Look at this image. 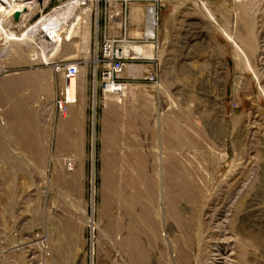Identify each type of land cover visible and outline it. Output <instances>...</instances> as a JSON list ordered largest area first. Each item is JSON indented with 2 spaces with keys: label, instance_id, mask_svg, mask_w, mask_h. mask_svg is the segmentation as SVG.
<instances>
[{
  "label": "rangeland",
  "instance_id": "rangeland-1",
  "mask_svg": "<svg viewBox=\"0 0 264 264\" xmlns=\"http://www.w3.org/2000/svg\"><path fill=\"white\" fill-rule=\"evenodd\" d=\"M74 1L91 11L50 54L27 32ZM38 2L21 41L0 29V264H264V0ZM150 7L159 82L128 64L104 92V41H141Z\"/></svg>",
  "mask_w": 264,
  "mask_h": 264
},
{
  "label": "built area",
  "instance_id": "built-area-1",
  "mask_svg": "<svg viewBox=\"0 0 264 264\" xmlns=\"http://www.w3.org/2000/svg\"><path fill=\"white\" fill-rule=\"evenodd\" d=\"M92 0H81V6L85 7L91 3ZM148 25L146 33L141 41L130 40L125 31L124 37L120 41L106 39L102 45L101 56L102 60H98V65L102 66V83L104 85V92H119L121 90L114 88H121L119 80L124 74L127 65L146 66L149 68L148 72H145L144 81L149 84H157L159 82V66L156 63V57H154L155 49L154 44L157 42V28L159 21V12L154 7H150L148 10ZM150 30H153V34L149 35ZM123 45V46H121ZM121 46V47H120ZM125 48L132 49L133 47H151L154 52L152 57L136 55V53H127ZM132 63V64H130ZM128 65V66H129ZM52 68L55 73L61 77L62 88L60 94L54 102V108L58 115L65 117L70 108L77 105L78 102V79L80 76V66L78 63L70 64H54ZM72 80L76 83L74 88L76 90V96L71 98L72 92ZM77 85V87H76ZM71 167V165H70Z\"/></svg>",
  "mask_w": 264,
  "mask_h": 264
},
{
  "label": "bare ground",
  "instance_id": "bare-ground-1",
  "mask_svg": "<svg viewBox=\"0 0 264 264\" xmlns=\"http://www.w3.org/2000/svg\"><path fill=\"white\" fill-rule=\"evenodd\" d=\"M77 3V1H74V3L55 9L51 15L43 17L39 22L32 25L30 31L27 32V35L29 32H31V34L38 33L39 37L43 39V43L53 46L50 54L53 52L56 53L60 47L66 45V42L71 41V39L74 38L73 36L78 34L76 29L80 25V22L85 18L83 16H86L87 12L91 11L90 8L83 9L80 11L81 13L77 14V12L72 17H69L72 14V11L74 12L77 9V6H75ZM77 5L80 4L78 3ZM42 6L43 5L40 4L38 0H0V13L3 12V15L0 16V29L8 28V30L11 31L9 39L13 44L21 41V38L25 36L26 32L22 35L23 37H19L16 32L11 30V28L14 26L26 28V26H24L26 19L32 12H35ZM63 9H66V11H63ZM17 12L21 13V19L16 23L14 22V16ZM61 17H64L63 19H66V21H62L63 19ZM43 56L47 60L51 55H45L43 52ZM95 63H98V59L95 60ZM75 83L76 82L72 80L71 98L76 96V90L74 88ZM114 89L122 91L125 88L122 86L121 88L118 87Z\"/></svg>",
  "mask_w": 264,
  "mask_h": 264
},
{
  "label": "crops",
  "instance_id": "crops-1",
  "mask_svg": "<svg viewBox=\"0 0 264 264\" xmlns=\"http://www.w3.org/2000/svg\"><path fill=\"white\" fill-rule=\"evenodd\" d=\"M132 12H133V11H132ZM132 15H133V13H132ZM133 24H134V23H133ZM133 30H135V29H134V25H133L132 28L130 27V37H131V38H133V35L135 36V32H133ZM137 30H138V31H141V28L139 27V28H137ZM132 34H133V35H132ZM133 39H134V38H133Z\"/></svg>",
  "mask_w": 264,
  "mask_h": 264
},
{
  "label": "water",
  "instance_id": "water-1",
  "mask_svg": "<svg viewBox=\"0 0 264 264\" xmlns=\"http://www.w3.org/2000/svg\"><path fill=\"white\" fill-rule=\"evenodd\" d=\"M21 19V13L20 12H17L14 16V22H19Z\"/></svg>",
  "mask_w": 264,
  "mask_h": 264
}]
</instances>
